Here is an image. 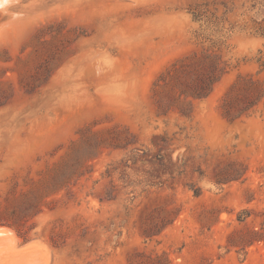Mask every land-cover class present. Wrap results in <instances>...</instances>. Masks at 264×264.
I'll list each match as a JSON object with an SVG mask.
<instances>
[{"label": "rangeland", "instance_id": "1", "mask_svg": "<svg viewBox=\"0 0 264 264\" xmlns=\"http://www.w3.org/2000/svg\"><path fill=\"white\" fill-rule=\"evenodd\" d=\"M262 29L264 0H0V264H264L230 243L261 228L264 107L220 112ZM210 44L228 72L158 114L155 77Z\"/></svg>", "mask_w": 264, "mask_h": 264}, {"label": "trees", "instance_id": "2", "mask_svg": "<svg viewBox=\"0 0 264 264\" xmlns=\"http://www.w3.org/2000/svg\"><path fill=\"white\" fill-rule=\"evenodd\" d=\"M201 16V12H193L194 20H201ZM206 22H211V18H208ZM259 35L264 37V29L259 32ZM199 36L201 39H207L201 34ZM228 70L227 60L218 49L214 48L213 44L201 45L199 49L174 59L152 82L151 95L157 113L166 115L175 111L181 115H188L192 111L194 102L205 99ZM261 70L255 73L237 74L221 99L220 112L224 118L236 120L248 115L260 105L264 107V78L259 76ZM69 173L71 178L75 176V171ZM70 177L48 183L45 186V192L51 194L58 191ZM262 215L260 230L248 229L230 243L232 245L238 243L242 246L256 242L264 243V212ZM239 220H242L240 216ZM169 223L170 218H162V228ZM149 229H144L143 235L156 234Z\"/></svg>", "mask_w": 264, "mask_h": 264}, {"label": "crops", "instance_id": "3", "mask_svg": "<svg viewBox=\"0 0 264 264\" xmlns=\"http://www.w3.org/2000/svg\"><path fill=\"white\" fill-rule=\"evenodd\" d=\"M28 244H29V242L18 243L17 244V248L18 249L25 248Z\"/></svg>", "mask_w": 264, "mask_h": 264}]
</instances>
